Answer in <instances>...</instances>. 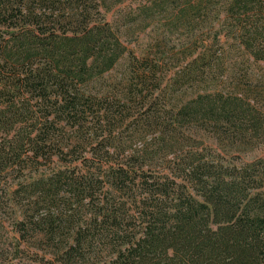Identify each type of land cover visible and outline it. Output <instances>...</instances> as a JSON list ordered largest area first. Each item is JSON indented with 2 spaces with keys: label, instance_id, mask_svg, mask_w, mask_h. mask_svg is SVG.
I'll list each match as a JSON object with an SVG mask.
<instances>
[{
  "label": "trees",
  "instance_id": "16d2710c",
  "mask_svg": "<svg viewBox=\"0 0 264 264\" xmlns=\"http://www.w3.org/2000/svg\"><path fill=\"white\" fill-rule=\"evenodd\" d=\"M260 147L264 0H0V205L54 264H264Z\"/></svg>",
  "mask_w": 264,
  "mask_h": 264
},
{
  "label": "rangeland",
  "instance_id": "374dc122",
  "mask_svg": "<svg viewBox=\"0 0 264 264\" xmlns=\"http://www.w3.org/2000/svg\"><path fill=\"white\" fill-rule=\"evenodd\" d=\"M109 18H111L110 15ZM182 36L181 32L171 35V39L168 45H166L169 53L172 51L177 52L178 49L183 48L187 41H189V39L185 38L186 36ZM151 37H153V34L148 33L146 35L140 34L138 38L126 36L124 40L129 48L140 55L142 48ZM249 78L244 76L241 78L239 82L241 87L246 88L247 85L253 83L249 81ZM261 155H264V147L256 148L243 156L252 158ZM14 220L15 214L13 207L2 203L0 205V264H54L52 262V255L48 253L46 248H35L26 245L25 241L21 240Z\"/></svg>",
  "mask_w": 264,
  "mask_h": 264
}]
</instances>
